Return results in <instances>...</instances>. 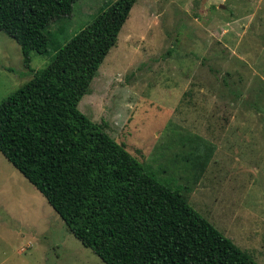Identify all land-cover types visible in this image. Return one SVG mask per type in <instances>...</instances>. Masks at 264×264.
I'll return each mask as SVG.
<instances>
[{
  "label": "rangeland",
  "instance_id": "374dc122",
  "mask_svg": "<svg viewBox=\"0 0 264 264\" xmlns=\"http://www.w3.org/2000/svg\"><path fill=\"white\" fill-rule=\"evenodd\" d=\"M112 1L75 0L27 67L0 31V101L36 69L60 79L52 47ZM77 108L264 264V0H135ZM0 264H104L1 153Z\"/></svg>",
  "mask_w": 264,
  "mask_h": 264
},
{
  "label": "trees",
  "instance_id": "16d2710c",
  "mask_svg": "<svg viewBox=\"0 0 264 264\" xmlns=\"http://www.w3.org/2000/svg\"><path fill=\"white\" fill-rule=\"evenodd\" d=\"M74 1L0 0V31L24 67L30 52H48L49 24ZM134 1H112L52 47L61 80L36 69L0 101V153L104 264H257L77 108ZM209 155L191 161L202 171Z\"/></svg>",
  "mask_w": 264,
  "mask_h": 264
}]
</instances>
